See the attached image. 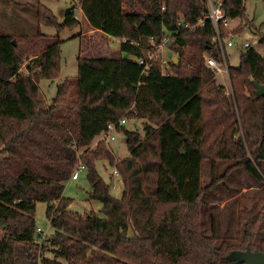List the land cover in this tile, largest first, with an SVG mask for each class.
Instances as JSON below:
<instances>
[{
  "label": "trees",
  "instance_id": "trees-1",
  "mask_svg": "<svg viewBox=\"0 0 264 264\" xmlns=\"http://www.w3.org/2000/svg\"><path fill=\"white\" fill-rule=\"evenodd\" d=\"M3 1L33 9L37 29L0 28V264H228L231 250L264 253V240L256 241L259 217L246 218L233 243L219 235L207 200L235 169L264 185V93L253 84H264V33L263 53L241 48L239 68L227 62V95L202 58L206 52L220 60L210 23L174 35L177 62H169L167 74L159 64L142 74L135 57L144 51L129 43L160 39L179 18L193 23L202 0H73L61 23L39 0ZM76 6L91 27L120 39L119 56L79 54L76 77L58 84L46 104L38 82L59 75L62 41L39 25L78 26ZM223 9L245 17L243 0H226ZM126 113L142 120L143 133L118 125ZM108 123L124 132L127 157L116 159L100 141L90 149ZM81 157L88 200L100 202L102 215L68 210L63 191ZM98 160L118 172L119 197L97 172ZM221 161L230 163L216 174ZM37 202L47 204L54 230L42 244Z\"/></svg>",
  "mask_w": 264,
  "mask_h": 264
},
{
  "label": "rangeland",
  "instance_id": "rangeland-1",
  "mask_svg": "<svg viewBox=\"0 0 264 264\" xmlns=\"http://www.w3.org/2000/svg\"><path fill=\"white\" fill-rule=\"evenodd\" d=\"M27 1L31 0H15V2L21 3ZM39 2L52 11L59 23L63 21L65 11L74 5L73 0H39ZM243 2L245 17L235 18L233 26H235L236 31H240L242 40H248L252 47L259 53H263V47L259 44L258 37L259 33H264V0H243ZM74 13L79 20V25L76 27H60L58 29L53 25H39L41 33L48 36L58 35L62 41L60 45L59 75L53 80L42 78L38 82L39 90L46 104H50L52 98L55 97L58 84L76 77L77 56L79 54L83 58H113L119 56L120 39L114 37L103 38L100 33H91V28L87 25L85 19L83 17L80 19L81 13L78 8L74 9ZM35 17V11L31 8L23 9L13 2L6 3L0 0V28L3 31L20 33L24 26L26 32L34 33L37 29ZM241 50V39H236L235 45L225 50L228 64L238 65ZM26 61L21 66L22 72H25L24 65ZM216 77L217 82L225 86L227 95H231L227 74L216 75ZM122 117L126 118V122L122 125L124 129L137 130L139 133H143L142 120L127 115V113ZM118 128L121 127L113 128L108 137L103 134L97 137L93 140L90 149L95 148L98 141H100L102 145L113 152L116 159L127 157L129 153L125 143V135L122 130H117ZM111 136L113 139L110 138ZM81 160L83 161V157H81ZM229 163V161L217 163L216 174H221ZM95 167L102 179L109 184L111 195L119 197L122 192V183L118 180V177L113 175L115 168L106 161L101 160L95 162ZM202 167V179L203 183H206L210 166L207 161H204ZM229 174L225 183L219 185L207 198L210 204L209 211L217 217L218 233L222 237L229 238L231 242L238 243L242 237L246 218L259 217L256 241L260 242L264 240V185L253 180L242 169H235ZM89 191L90 185L86 170L80 173L77 180L69 179L65 183L63 191V195L71 199L68 210L77 211L81 214L93 211L97 215H102L100 202L88 200ZM46 208L47 204L45 202L36 203L35 224L47 236H50L54 230L46 217ZM205 216L207 217L206 214H204Z\"/></svg>",
  "mask_w": 264,
  "mask_h": 264
},
{
  "label": "built area",
  "instance_id": "built-area-1",
  "mask_svg": "<svg viewBox=\"0 0 264 264\" xmlns=\"http://www.w3.org/2000/svg\"><path fill=\"white\" fill-rule=\"evenodd\" d=\"M204 3V10L200 16L193 23L184 21L182 18H179L176 22V30H167L163 29V34L160 39H155L149 37L147 39L146 45H142L139 41H130L134 46L139 47L143 50L141 56L135 57L136 62L142 68V74H148L154 64H159L162 67V72L167 74V66L171 62L170 57L167 53L170 51V44L174 38V35L179 30H194L197 27L204 26L207 22L210 23L212 28L211 41L215 44L217 48L220 60L210 56L208 53L203 52L202 58L205 61V64L210 68L216 75L228 74V64L226 60L225 50L232 48L235 45L236 39H241V48L245 49L251 47L252 44L248 40H242L240 31L235 30L233 26V21L235 18H231L225 15L223 5L226 0H202ZM164 10V6H162ZM125 41V40H123ZM173 54V53H172ZM126 122V118L122 117L118 125H123ZM116 128V124L108 123L107 131L103 134L108 137L110 131ZM113 139V137H110ZM85 170V165L81 159H79L76 166L73 168L70 179L77 180L82 171ZM114 176L118 177L119 174L115 170L113 173ZM36 235L38 236V244H42L43 240L47 234L39 227L36 228Z\"/></svg>",
  "mask_w": 264,
  "mask_h": 264
},
{
  "label": "water",
  "instance_id": "water-1",
  "mask_svg": "<svg viewBox=\"0 0 264 264\" xmlns=\"http://www.w3.org/2000/svg\"><path fill=\"white\" fill-rule=\"evenodd\" d=\"M167 55L172 62H177V57L173 55L172 52L169 51ZM235 67L239 68V65H236ZM253 84L256 88L257 95H262L264 93V84H260L254 80ZM226 260L228 261V264H264V253L253 251L247 246L244 250H231L227 254Z\"/></svg>",
  "mask_w": 264,
  "mask_h": 264
},
{
  "label": "crops",
  "instance_id": "crops-1",
  "mask_svg": "<svg viewBox=\"0 0 264 264\" xmlns=\"http://www.w3.org/2000/svg\"><path fill=\"white\" fill-rule=\"evenodd\" d=\"M74 4H75V3H74ZM77 8H78V10L80 11V13H81V15H82V16L80 15V19H81L82 17L85 19L84 15H83V12H82V10L80 9V7L76 6V9H77ZM85 21H86L87 25L91 28V29H90L91 33H100V34L102 35L103 38H108V37L113 38V37H111V36L105 34L104 32H102L101 30H98V29H96V28L91 27V26L89 25V23L87 22L86 19H85ZM118 52H119V51H118Z\"/></svg>",
  "mask_w": 264,
  "mask_h": 264
}]
</instances>
